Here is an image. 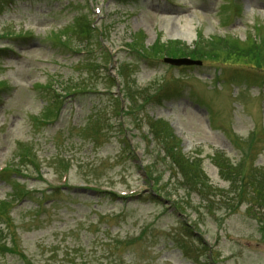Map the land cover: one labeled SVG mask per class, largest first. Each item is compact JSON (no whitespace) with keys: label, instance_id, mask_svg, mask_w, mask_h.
<instances>
[{"label":"rangeland","instance_id":"374dc122","mask_svg":"<svg viewBox=\"0 0 264 264\" xmlns=\"http://www.w3.org/2000/svg\"><path fill=\"white\" fill-rule=\"evenodd\" d=\"M220 36L261 46L264 0H0V264H264L215 164L264 175V65L156 56Z\"/></svg>","mask_w":264,"mask_h":264},{"label":"trees","instance_id":"16d2710c","mask_svg":"<svg viewBox=\"0 0 264 264\" xmlns=\"http://www.w3.org/2000/svg\"><path fill=\"white\" fill-rule=\"evenodd\" d=\"M173 44V48L171 45ZM171 48V49H169ZM164 50L166 52H164ZM164 53H172L173 55H187L193 58L203 59L207 54L220 52L223 53L226 57L232 60L241 61L247 60L249 57L255 63H260L264 65V43H256L254 41H246L244 43L239 42L236 39H228L225 37H217V38H202L200 37L193 45V47H189L185 43L181 42H172L167 43L163 47ZM181 53V54H179ZM171 155L176 154L171 151V147H166ZM177 163L179 165V170L183 175H185V179L196 185L198 182L201 183L202 188H214L209 186L208 182L204 181V177L201 171L198 170L197 166L193 165L191 161L184 160L181 155H179L177 151ZM219 170L221 171V176L223 175L225 178L231 181L232 186L229 192H236L238 197L240 198V202H245L247 198H250L251 205L255 202L258 207L261 209L262 214H260V219L264 221V175L256 174L257 171H253L254 174L246 173L247 168H244V164L236 163L235 166H230V163L224 157H220V163H217ZM256 175V176H254ZM181 177V176H180ZM203 180H202V179ZM201 186L198 187V190H201ZM245 187L251 188L252 194L246 193L243 191ZM233 188V189H232ZM217 189V188H215ZM207 196H209L210 191L207 190ZM215 196L208 197V201H211L210 204L213 203ZM216 200V199H215ZM257 200V201H254ZM254 201V202H253ZM222 203L225 204L227 202L223 200H217V204Z\"/></svg>","mask_w":264,"mask_h":264},{"label":"water","instance_id":"95a60500","mask_svg":"<svg viewBox=\"0 0 264 264\" xmlns=\"http://www.w3.org/2000/svg\"><path fill=\"white\" fill-rule=\"evenodd\" d=\"M165 61L172 63V64H192V63H196V64H200V61H194V60H190L187 58H180V59H170V58H166Z\"/></svg>","mask_w":264,"mask_h":264}]
</instances>
